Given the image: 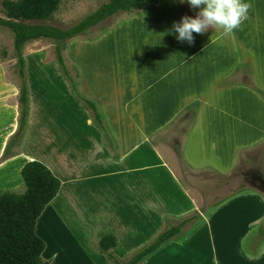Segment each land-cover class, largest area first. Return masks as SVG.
Listing matches in <instances>:
<instances>
[{
    "label": "crops",
    "instance_id": "obj_1",
    "mask_svg": "<svg viewBox=\"0 0 264 264\" xmlns=\"http://www.w3.org/2000/svg\"><path fill=\"white\" fill-rule=\"evenodd\" d=\"M245 2H250L252 8L241 29L231 36L212 29L203 35L194 33L192 46L188 43L185 46L186 42H179L168 32L173 22H179L185 15L195 18L199 9L190 8L187 0L183 4L179 0L167 1L164 6L163 1L158 2L156 6L164 9L163 18H153L150 26L154 28L150 29L157 38H160L161 28L167 33L159 41L162 61L155 62L150 72L146 71V79L138 83L134 92L119 87L114 89L113 99L104 96V91L99 95L101 103L105 101L120 108L127 109L126 104L134 103L131 106L134 113L125 119L133 123L132 132L137 135L129 137L124 146L121 142V145L116 144L110 130L105 129L104 121L108 118L105 112L101 113L105 130L97 123L102 129L97 131L89 124L91 121H85L89 120L88 111L79 97L67 94L55 83L51 89L52 83H47L38 92L30 89L28 118L31 124L35 106L40 108L42 98L50 92L55 103L53 130L42 129L41 152H26L24 145L29 143L28 138L37 133L28 128L27 119L23 137L12 141L14 135H18L22 105L17 91L9 93L8 82H0V158L4 159L0 163V177L21 170L26 154L30 157L42 154V162L62 184L58 196L46 208L52 204L59 207L60 201H73L84 187L94 188L102 200L111 202L119 197L123 216L133 231L141 227L144 206H151L144 199L143 186L163 181V176L166 180L171 177L179 181L190 206L169 214L166 210L153 214L155 234L169 229L167 218H172L173 226L182 224L181 232L183 229L192 232L182 243L174 236L162 245L153 253L156 255L152 260L157 258L156 264H165L168 260L177 264L180 259L179 264H197V256L207 247V241L212 264H243L242 261L264 264V198L261 193L243 189L203 211L199 188H193L194 184L185 180L184 170L186 167L193 172L230 174L240 168V153L253 151L264 143V0ZM155 4L150 5L152 8L148 11L161 14ZM191 50L197 54L187 63ZM139 67L145 68L144 65ZM147 87L150 89L140 96ZM98 88L94 86L93 91L97 92ZM139 97L142 98L138 100ZM126 113L120 112L116 117L121 119ZM28 131L33 135L29 136ZM175 131L180 133L176 140L178 146L172 144V139H161L165 132L174 135ZM157 137L158 141L154 142ZM36 141H41L38 134ZM9 147V156H5ZM178 153L184 166L178 160ZM157 168L159 170L152 173ZM147 171H150L147 176L150 179L144 177ZM5 180L17 181L13 177ZM152 193L148 194L150 200ZM253 199L257 205L250 214L240 209L237 216V206H229L233 202L252 206ZM194 216H199V224L191 223ZM199 225H204L205 230ZM42 237L47 240L43 232ZM245 248L257 250V254H247ZM172 255L176 256L172 258ZM198 264H205V256L200 257Z\"/></svg>",
    "mask_w": 264,
    "mask_h": 264
},
{
    "label": "rangeland",
    "instance_id": "obj_2",
    "mask_svg": "<svg viewBox=\"0 0 264 264\" xmlns=\"http://www.w3.org/2000/svg\"><path fill=\"white\" fill-rule=\"evenodd\" d=\"M5 1L13 0H0V17H5ZM107 1L62 0L50 19L29 22L51 24L66 29ZM161 1H163L164 6L165 2L171 0H160L159 3ZM159 3L153 4L156 6ZM156 7L160 8L159 6ZM150 8H138L132 12L118 11L93 25L85 33L64 42L62 48L64 66L59 61L56 42L48 38L35 39L25 44L21 52L25 65L24 67L21 66L20 53L15 48L13 32L9 28L0 25V82H8L7 84L10 87L6 88L5 85L4 87L9 89V93L12 90L17 91L18 96H21L22 88L27 86L29 102L31 90L38 92L47 83H52V89L53 83L57 84V88L60 89L61 87L67 94H71L74 98H80L88 111L87 118L89 120L85 121L87 123L91 121L89 124H93L96 129L99 128L96 121L97 112L100 114L105 112L108 117L105 121L103 120L105 129L110 130L115 137L116 144L119 145L121 142L124 146L129 137L136 138L137 135V132H132V130H135L133 123L125 119L127 115L134 113V109L131 107L134 106V103L130 101L126 104L127 109L125 107L120 108L115 104L109 105L105 101L101 103L99 95L104 91V96L112 98L116 94L114 89H119V87L121 89L126 87V89L134 92L138 89V83L142 84L143 80L146 79V71L150 72L155 68V62L162 61L159 41L164 39L167 33L161 28L160 38H157V35L153 36L155 31L150 29L154 28L150 24L154 22L153 18H163L161 11L164 9L161 10L160 8L159 12L161 14H153L148 11ZM154 11L156 10L154 9ZM164 23L166 24V22ZM168 33L173 34L175 37L177 35L170 31ZM173 43L175 42L173 41ZM170 46L172 47V42H170ZM195 54H197V51L193 52L191 50L186 62L188 63L189 60L194 58L193 55ZM174 55L178 54L175 53ZM140 65H144L145 68L141 70ZM42 67L44 70H42ZM21 70L25 72L24 76ZM94 86L99 87L97 92L93 91ZM149 89L147 87L143 90L140 96L144 95ZM51 95L50 92L46 93L42 98V106L40 108L35 106L34 114L31 117L32 125L29 124L30 116L27 117L28 128L30 127L32 131H35L41 137V141H36L37 134L33 138H28L29 143L24 145L26 152H41L42 129L50 127L53 130L55 103ZM118 97L121 96L118 95ZM88 101H92L95 107H92ZM120 112L128 113L123 114V118L119 119L120 117L117 118L116 115ZM99 129L97 131L102 130ZM32 131H28L29 136L33 135ZM179 134L176 131L174 135L172 132H165L161 139H172V144L176 143L178 146L176 140L179 138L177 137ZM139 135L142 138L140 132ZM101 137L103 142L104 138L102 135ZM157 141L158 137L154 142ZM3 160V158H0V163ZM178 160L181 164L183 163L180 153H178ZM29 161L42 162V154H35L34 157L26 154L23 158L22 168ZM136 163L138 164V162ZM240 164L239 169L221 176L217 172H193L186 167L184 168L187 173L185 180L194 184L193 188H199L203 211L217 201L232 197L238 191L247 188L257 193L260 192L264 198V143L260 144L259 147L257 146L253 151L240 153ZM182 165L184 166V164ZM143 168L145 167L143 166ZM156 170H159V168L154 169L152 173ZM16 171L15 174L11 171L7 176L0 177V191L8 190L21 193L26 189L21 176L22 169ZM149 172H144V177H147ZM12 177L17 181L5 180H10ZM147 179L150 178L147 177ZM170 180H166V177L163 176V181H153L150 185L145 184L143 186L144 199L151 206L147 208L144 206L141 227L138 226V230L136 228L135 231L131 229L123 216L119 197L111 202L102 200L94 188H88L87 190V187H84L82 194L77 193L73 201H60L59 207L52 204L38 218L36 226L37 233L42 237L43 232L47 239L45 240L42 237L47 244L42 253V260H51V264H117L116 260L123 261L135 255L166 230L164 229L162 232L155 234L156 224L152 219L153 214L165 210L169 214L190 206V201L182 187H180L179 181L171 179V177ZM150 192H153L152 200L148 195ZM231 205L237 206L238 216V210L243 209L250 214L251 209H254L257 204L253 199L252 206L237 202L230 203L229 206ZM166 221L170 225L168 228L173 226L171 225L172 218H167ZM200 222L199 216L192 217L191 223L199 224ZM131 224H133L132 221ZM128 225L129 227L125 229ZM241 226L242 221L240 222ZM243 227L245 228V225ZM199 228L205 230L204 225H199ZM191 232V229H183L182 232L180 231L175 235L176 241L182 243ZM108 235H114L117 239L116 246L110 249L112 255L104 254L98 249L99 241ZM208 248H210V245L207 241V247L197 256V264L202 256H205V264H212L211 254L207 251ZM246 251L247 254H257V250L245 248L244 252ZM154 255L156 254L147 256L140 264H152V262L156 264L157 258L152 260ZM175 256L172 255V258ZM180 260L177 261V264L180 263ZM242 262L245 264L244 261ZM165 264L175 263L168 260Z\"/></svg>",
    "mask_w": 264,
    "mask_h": 264
},
{
    "label": "trees",
    "instance_id": "obj_3",
    "mask_svg": "<svg viewBox=\"0 0 264 264\" xmlns=\"http://www.w3.org/2000/svg\"><path fill=\"white\" fill-rule=\"evenodd\" d=\"M160 0H108L98 9L82 18L69 28H60L51 24L31 23L33 20L50 19L62 0H16L5 1V17H0V25L9 28L14 34L15 48L20 53L21 66L25 61L21 54L27 42L39 38L53 39L59 61L64 66L62 48L67 40L85 33L93 25L124 10L132 12L138 8H148ZM22 75L25 72L21 70ZM22 114L18 135L25 133L28 117V87L21 91ZM92 107L95 104L88 101ZM102 114L97 112V123L101 128ZM14 138L12 139V141ZM10 147L6 155L9 156ZM22 177L26 189L22 193L0 191V264H51V260L43 261L42 253L46 249L45 240L37 233L38 218L46 207L58 196L61 181L40 161H29L22 168ZM255 187V186H253ZM181 226H172L163 231L152 243L146 245L135 255L126 260H116L117 264H140L147 256L155 253L162 245L178 234ZM117 239L114 235L103 237L99 241L100 252L112 255L110 249L115 247Z\"/></svg>",
    "mask_w": 264,
    "mask_h": 264
},
{
    "label": "clouds",
    "instance_id": "obj_4",
    "mask_svg": "<svg viewBox=\"0 0 264 264\" xmlns=\"http://www.w3.org/2000/svg\"><path fill=\"white\" fill-rule=\"evenodd\" d=\"M179 3H185V0H179ZM187 3L190 8L199 9L195 18L182 16L179 22H173L169 31L177 34L179 42H187L190 46L195 43L194 33L203 35L209 29L225 36L233 35L248 20L252 8L245 0H187Z\"/></svg>",
    "mask_w": 264,
    "mask_h": 264
}]
</instances>
